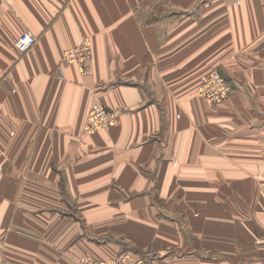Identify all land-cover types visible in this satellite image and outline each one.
Listing matches in <instances>:
<instances>
[{"label":"crops","instance_id":"0c3cea01","mask_svg":"<svg viewBox=\"0 0 264 264\" xmlns=\"http://www.w3.org/2000/svg\"><path fill=\"white\" fill-rule=\"evenodd\" d=\"M84 37L89 76L63 61ZM214 69L220 105L197 96ZM94 103L120 123L85 134ZM124 249L264 264V0H0V264Z\"/></svg>","mask_w":264,"mask_h":264},{"label":"built area","instance_id":"2783aa9c","mask_svg":"<svg viewBox=\"0 0 264 264\" xmlns=\"http://www.w3.org/2000/svg\"><path fill=\"white\" fill-rule=\"evenodd\" d=\"M37 37L31 32H23L17 39L15 45L17 50L24 54L34 47ZM93 54L92 39L84 37L75 47L67 50L63 61L66 64L75 65L82 76L93 74L91 58ZM233 90L232 83L217 69L201 77L197 87V96L207 99L214 105L223 104ZM121 109H108L99 103H94L88 113L84 133L92 135L95 132L109 129L118 125L121 121ZM151 255L124 249L116 255L107 258H96L93 256H81L79 264H146Z\"/></svg>","mask_w":264,"mask_h":264},{"label":"rangeland","instance_id":"374dc122","mask_svg":"<svg viewBox=\"0 0 264 264\" xmlns=\"http://www.w3.org/2000/svg\"><path fill=\"white\" fill-rule=\"evenodd\" d=\"M213 243L214 242L210 238H207L205 240V244H204V247H203L204 253H203V251L201 253L203 256H205V254H208L209 252H211L212 254H218V255L230 254V244L228 242L224 243V244H221L220 246H217V247L213 246ZM146 252H148V251H146ZM203 259H205V258H203ZM228 264H230V262Z\"/></svg>","mask_w":264,"mask_h":264}]
</instances>
